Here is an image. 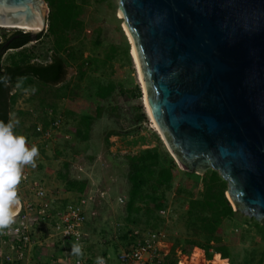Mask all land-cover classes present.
Masks as SVG:
<instances>
[{
  "label": "water",
  "instance_id": "water-1",
  "mask_svg": "<svg viewBox=\"0 0 264 264\" xmlns=\"http://www.w3.org/2000/svg\"><path fill=\"white\" fill-rule=\"evenodd\" d=\"M48 11L0 0V23L36 40ZM118 15L176 161L216 170L234 210L264 222V0H118Z\"/></svg>",
  "mask_w": 264,
  "mask_h": 264
},
{
  "label": "trees",
  "instance_id": "trees-1",
  "mask_svg": "<svg viewBox=\"0 0 264 264\" xmlns=\"http://www.w3.org/2000/svg\"><path fill=\"white\" fill-rule=\"evenodd\" d=\"M44 1L49 10L47 28L44 33L49 39L48 51L43 54L48 58L46 61H33L35 51L23 49L32 40L28 34L19 29L11 31L9 36L0 34V39H3L0 41V121L4 123H9L11 105L16 99V95L11 94L12 89L34 90L40 93L41 88L61 83L66 74V67L71 64L76 69L77 80L68 94L71 102L77 94L79 82L88 74L103 71L118 56L129 60L128 44L119 22L116 29L125 43L123 47H121L122 43L119 45L112 41L104 45L103 38H107V29L104 30L99 26L86 27L83 14L93 0ZM85 33L91 37L87 53L83 46ZM42 37L43 34H39L37 40H41ZM8 49L16 50V53L9 55L7 62L2 64V57ZM115 91H117V84L112 80L96 82L89 94L92 99L91 110L79 117L74 129L78 138L88 140L93 120L101 115L102 102L110 99ZM121 92L125 95L122 89ZM133 95L140 96L137 85ZM136 108L139 113L135 115V120L140 124L145 121V115L140 106ZM70 113L68 111V114ZM39 114L37 122H40L44 128L49 127L50 120L40 111ZM35 127L36 122L30 128L31 138L41 140ZM135 131H128L126 134H132L131 132ZM121 135L123 133L119 131H107L105 142L108 144L111 138ZM45 147V141L37 146L39 150H44ZM121 156L127 165V180L130 185L120 209L125 213L123 219L126 223L118 224L116 235L108 237L106 230H98L99 221L95 215H91L90 218L86 216L84 230L89 232L90 236L99 234V239L103 240L101 255L107 252L114 254L118 250L115 244L117 239L118 243L125 248L144 240L145 237L141 236L143 232L153 234L161 230L164 218L159 211L166 210L165 193L172 187L175 177L179 174H183L186 179L184 188H178L177 191L187 194L184 226L188 235L182 241L174 238L169 242L167 253L163 256L161 264H194L210 260L213 255H215L214 264H227V262L232 264L228 240L236 241L242 236V232L250 231H254L257 236L264 239V222L248 217L239 209L234 210L225 195L228 188L227 181L216 170L209 168L203 173L180 170L173 158L156 145L122 153ZM62 166V170L58 172L62 185H59L57 189L62 195V204L68 202L66 197L68 193L78 198L87 197L92 188L89 179L86 176H71L68 172L71 166L69 161L63 162ZM248 252V260H251L252 264H261V258L253 261V251Z\"/></svg>",
  "mask_w": 264,
  "mask_h": 264
},
{
  "label": "rangeland",
  "instance_id": "rangeland-1",
  "mask_svg": "<svg viewBox=\"0 0 264 264\" xmlns=\"http://www.w3.org/2000/svg\"><path fill=\"white\" fill-rule=\"evenodd\" d=\"M83 15L86 27L99 26L108 30L107 38H103L104 45L112 41L119 45L122 43L121 47L124 46L125 43L121 40L116 29L119 22L128 44L129 60L118 56L103 71L88 74L79 82V89L71 102L68 94L72 85L77 81L76 69L71 64L66 67V74L61 83L41 88L40 93L33 90L12 89L11 94L16 95V99L11 105L9 122L15 124V121L19 120V124L15 125L13 131L16 135L24 136L26 146L31 148L33 145L37 147L42 143L39 138H31L30 129L33 123H40L37 122L39 111L48 119L52 116L59 117V127L51 135L53 140L46 142L47 147L44 150L38 149L39 155L35 158L36 167L24 165L22 169L41 178L50 191L56 192L58 186L62 185L58 172L62 170L63 162H71L69 174L75 177L86 176L92 184L93 198L87 207L86 216L90 218L91 215H95L99 221L98 230L104 229L107 236L112 237L116 235L118 224L126 223L123 219L125 213L120 209L127 197L130 185L127 180V165L121 156L122 153L156 145L159 149L165 150L169 156L171 154L152 127L151 120L145 112L143 91L131 56L132 44L123 29L121 17L118 15V0H104L103 2L93 0ZM12 30L14 29H7L6 34L10 35ZM45 31L46 29L41 33L43 34L41 40H32L23 48L26 51H35L33 61L44 62L48 59L43 56L47 53L49 46V39L45 37ZM83 38L85 42L83 46L87 53L91 37L85 33ZM0 41L3 39L1 38ZM14 53L16 50H7L1 63H6L9 55ZM108 79L117 84V91L110 99L102 102L101 115L93 120L88 140H81L74 132L77 121L81 115L91 110L92 99L89 94L94 89L96 82ZM136 85L140 89L139 97L133 95ZM121 89L125 95L122 94ZM137 106H140L145 115V121L140 124L135 120V115L139 113ZM48 110L51 111L50 115L46 113ZM68 111L71 113L68 114ZM110 130L122 132L123 135L111 138L107 144L105 134ZM134 130L136 131L131 132L132 134H126L128 131ZM174 162L178 169L185 170L176 160ZM185 183V176L179 174L175 177L172 187L165 193L167 208L164 210V214H160L164 218V224L160 231L163 234L161 240L167 248L169 242L174 238L182 241L188 235L184 226V213L187 209L188 198L185 192L177 191L178 188L183 189ZM69 197L75 196L70 193ZM119 198L122 201H119ZM85 233L88 237L85 245L89 246L90 252L101 253L102 246L100 244L103 243V240L99 239L100 235L96 233L94 236H90L89 232ZM148 235L147 232L141 234L144 237ZM118 242V239L115 240L118 250L114 254L124 249V246ZM228 244L231 249L232 264H252L251 260H248V251L250 250L254 254L253 261L261 258V264H264V239L257 236L254 231L242 232L241 237H238L236 241L228 240ZM213 258L210 260L212 261ZM206 261L194 264H207ZM227 264L229 263L227 262Z\"/></svg>",
  "mask_w": 264,
  "mask_h": 264
},
{
  "label": "built area",
  "instance_id": "built-area-1",
  "mask_svg": "<svg viewBox=\"0 0 264 264\" xmlns=\"http://www.w3.org/2000/svg\"><path fill=\"white\" fill-rule=\"evenodd\" d=\"M46 113L50 115L51 111ZM49 120V127L44 128L41 123L35 127L45 142L53 140L51 135L60 124L59 117L52 116ZM16 190L21 207L15 222L0 231V264H96L97 257H103L105 264H161L167 253L168 248L161 240L163 234L158 231L116 254L91 255L85 245L88 237L84 230L86 210L93 198L91 191L85 198L66 195L68 202L62 204L61 193L50 191L41 178L25 169ZM159 214H164V210ZM74 245L81 247L82 256L73 255ZM42 246L47 248L48 254L41 261H33L31 250ZM58 247L67 248L68 252L63 257L55 256ZM214 258L207 260V264H214Z\"/></svg>",
  "mask_w": 264,
  "mask_h": 264
},
{
  "label": "clouds",
  "instance_id": "clouds-1",
  "mask_svg": "<svg viewBox=\"0 0 264 264\" xmlns=\"http://www.w3.org/2000/svg\"><path fill=\"white\" fill-rule=\"evenodd\" d=\"M18 124L19 120L15 124L0 121V231L15 222L21 207L16 187L22 179V166L35 168V158L39 155L35 145L28 148L26 138L14 133L13 129ZM72 253L77 257L83 255L79 245L73 246ZM96 264H105L103 257H97Z\"/></svg>",
  "mask_w": 264,
  "mask_h": 264
},
{
  "label": "bare ground",
  "instance_id": "bare-ground-1",
  "mask_svg": "<svg viewBox=\"0 0 264 264\" xmlns=\"http://www.w3.org/2000/svg\"><path fill=\"white\" fill-rule=\"evenodd\" d=\"M0 25H2L3 27H7V28H18V29H22V30H35L32 27H30V26H21V25H15V24H1V23H0ZM122 26H123V29H124L125 33L127 34L123 23H122ZM127 36H128V34H127ZM128 38H129V36H128ZM129 40H130V38H129ZM130 50H131V56L133 58V61L135 63L136 70H137V73H138V79H139V82L141 83V87H142V91H143V106H144L145 112H146V114L148 115V117L151 120L152 127L159 134L160 138L162 139L163 143L165 144V146H166L167 150L169 151V153L171 154L172 158L174 160H176L174 158V155L172 154L171 150L167 147L168 145H167V142H166L163 134L161 133V131L159 130L158 126L156 125V123L154 122L153 118L150 115V111H149V107H148V103H147V99H146V95H145V91H144V87H143V83H142L140 67H139V64H138V60H137L136 53L134 51L133 45H131V49ZM176 162L178 163V161H176Z\"/></svg>",
  "mask_w": 264,
  "mask_h": 264
},
{
  "label": "crops",
  "instance_id": "crops-1",
  "mask_svg": "<svg viewBox=\"0 0 264 264\" xmlns=\"http://www.w3.org/2000/svg\"><path fill=\"white\" fill-rule=\"evenodd\" d=\"M69 195H70V193L67 194V196H69ZM48 245H50V243ZM46 249L47 248L44 246H42L40 248L34 247L30 252V256H31L32 260L33 261H41V259H43V257L48 254ZM87 249L90 252L88 245H87ZM56 251H57V253H55V256L63 257L68 252V249L65 247H63V248L58 247ZM90 254L94 255L92 252H90Z\"/></svg>",
  "mask_w": 264,
  "mask_h": 264
},
{
  "label": "flooded vegetation",
  "instance_id": "flooded-vegetation-1",
  "mask_svg": "<svg viewBox=\"0 0 264 264\" xmlns=\"http://www.w3.org/2000/svg\"><path fill=\"white\" fill-rule=\"evenodd\" d=\"M12 31H13V30H12ZM7 32H8V31H7ZM7 32H6V33H7ZM6 33H5V34H1V33H0V34H1V35H6V36H9V35H8V34H6ZM31 41H32V40H31ZM36 41H37V38H36ZM6 44H8V42H7ZM8 50H9V49H8Z\"/></svg>",
  "mask_w": 264,
  "mask_h": 264
}]
</instances>
